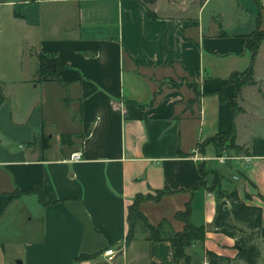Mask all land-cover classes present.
<instances>
[{
  "label": "crops",
  "instance_id": "0c3cea01",
  "mask_svg": "<svg viewBox=\"0 0 264 264\" xmlns=\"http://www.w3.org/2000/svg\"><path fill=\"white\" fill-rule=\"evenodd\" d=\"M0 6H11L20 60L37 58L30 80H38L32 101L17 105L11 97L19 89L0 83V231H20L14 245L0 241V264H175L171 242L151 241L142 223L126 242L134 197L161 190L139 207L150 223L166 220L181 230L175 213L191 203L193 223L206 227L205 239L188 248L193 264H207L206 249L235 258V238L214 227L212 170L223 188L262 208L264 225V42L254 63L257 83L243 87L235 115L220 94L231 96L230 74L250 64L243 35L264 29V0ZM39 52L57 59L56 74L36 75ZM232 124L243 149L223 152L229 158L221 161L209 139ZM77 150L82 158L71 159ZM201 165L210 170L207 184L195 186ZM36 182L49 204L21 192ZM110 247L118 252L108 260ZM81 253L93 256L77 261Z\"/></svg>",
  "mask_w": 264,
  "mask_h": 264
},
{
  "label": "trees",
  "instance_id": "16d2710c",
  "mask_svg": "<svg viewBox=\"0 0 264 264\" xmlns=\"http://www.w3.org/2000/svg\"><path fill=\"white\" fill-rule=\"evenodd\" d=\"M144 2L150 0H143ZM147 13L150 19L157 18L155 12L147 8ZM264 42V29L257 28L250 33L243 35V46L250 52V64L242 71H234L229 76V82L233 86V94L231 96H223L221 98L228 100L232 110V115L240 110L239 97L245 85H254L257 80L254 76V63L258 55L260 46ZM40 60L39 67L36 71L37 76H42L46 73L56 74L57 70L47 67L48 60H57L53 55L39 52ZM173 86H178L180 83L172 81ZM189 86L197 91L196 85L188 82ZM154 100V99H153ZM213 141L218 148V155L223 152H230L234 149L236 152H241L243 147L236 143V128L235 124L228 131L220 132L209 139ZM209 169L200 166L201 177L195 186L205 185L206 174ZM214 180L211 189H216L218 196V207L214 218V227L217 231L223 232L236 241L237 255L235 258L219 254L213 250L206 249L207 264H236V260H242L248 264L257 262L260 256V246L257 241L260 238L264 241V225L262 222V208L256 205L247 204L239 195L238 191L233 189H225L221 185L223 176L220 175L217 169H213ZM22 193H35L39 201L47 205L51 201L48 198L47 192L42 183L36 182L33 187L28 190H21ZM165 191H158L156 194H137L128 209V233L126 242L129 243L134 239L136 226L142 223L149 230L148 238L155 242L159 240H169L172 245L173 258L175 264H192V255L188 248L197 241H203L206 236V227L204 225H196L192 221V206L191 203H186L184 209H180L175 213L176 218L184 222V227L181 230L173 229L169 222L162 220L158 225L149 222L148 218L141 211L140 202L145 199H158ZM93 254L81 253L77 255L76 260H83L92 257Z\"/></svg>",
  "mask_w": 264,
  "mask_h": 264
},
{
  "label": "rangeland",
  "instance_id": "374dc122",
  "mask_svg": "<svg viewBox=\"0 0 264 264\" xmlns=\"http://www.w3.org/2000/svg\"><path fill=\"white\" fill-rule=\"evenodd\" d=\"M214 4L215 1L211 2L210 6H214ZM10 7L5 6L2 8L0 6V83L7 89H19L11 97L14 105H17L18 101L29 104L33 99L31 88L35 81L38 82V80H30V76L35 71L37 58L27 56L25 59L20 60V24L14 22L12 10H8ZM29 46V44L25 45L26 48H29ZM20 78H24L26 81L24 80L20 84ZM37 92L39 93L38 90ZM58 102H60V97ZM32 197L35 201H39L36 194H33ZM19 233L20 231H0V241L3 240L6 244L12 243L14 245L18 242ZM257 241L260 246V256L254 264H264V241L260 238ZM235 263L248 264L242 260H236Z\"/></svg>",
  "mask_w": 264,
  "mask_h": 264
},
{
  "label": "built area",
  "instance_id": "2783aa9c",
  "mask_svg": "<svg viewBox=\"0 0 264 264\" xmlns=\"http://www.w3.org/2000/svg\"><path fill=\"white\" fill-rule=\"evenodd\" d=\"M82 158V152L80 150L74 151L71 154V159L73 160H78ZM221 161H225V159L229 158V156L227 155H220L218 157ZM251 157H248V159H250ZM118 250L114 247H110L108 249L105 250L104 254L107 257L108 260H111L116 254H117Z\"/></svg>",
  "mask_w": 264,
  "mask_h": 264
},
{
  "label": "water",
  "instance_id": "95a60500",
  "mask_svg": "<svg viewBox=\"0 0 264 264\" xmlns=\"http://www.w3.org/2000/svg\"><path fill=\"white\" fill-rule=\"evenodd\" d=\"M46 66H47V67H50V68L53 69V70H56V68H57V63H56V61L48 60ZM17 264H22V260H21V259H18V260H17Z\"/></svg>",
  "mask_w": 264,
  "mask_h": 264
}]
</instances>
